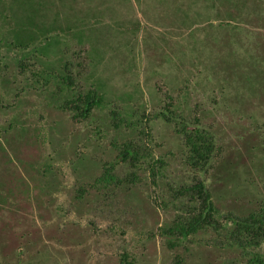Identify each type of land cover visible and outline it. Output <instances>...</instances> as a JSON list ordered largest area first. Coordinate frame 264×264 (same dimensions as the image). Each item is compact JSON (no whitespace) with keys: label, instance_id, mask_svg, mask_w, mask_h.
Instances as JSON below:
<instances>
[{"label":"rangeland","instance_id":"rangeland-1","mask_svg":"<svg viewBox=\"0 0 264 264\" xmlns=\"http://www.w3.org/2000/svg\"><path fill=\"white\" fill-rule=\"evenodd\" d=\"M23 1L0 0V14ZM37 2L57 44L25 73L14 54L0 64V264H117L123 253L168 264L158 230L178 214L175 190L198 182L220 222L257 209L264 0ZM65 64L76 91L105 96L89 119L74 120L55 96L61 85L48 74L59 78ZM194 128L216 147L204 170L187 161L183 133ZM129 143L139 165L122 163ZM104 171L117 181L102 183ZM202 238L195 262L224 264L220 238Z\"/></svg>","mask_w":264,"mask_h":264},{"label":"trees","instance_id":"trees-1","mask_svg":"<svg viewBox=\"0 0 264 264\" xmlns=\"http://www.w3.org/2000/svg\"><path fill=\"white\" fill-rule=\"evenodd\" d=\"M262 2L263 0H254L257 7ZM11 13L12 15L9 16ZM11 13L0 14V23L5 26H0V64L2 57L6 58L14 54L19 57L20 72L25 73L30 70V60L44 64L43 61H38L39 56H42L46 49L57 44L59 32L57 33L51 26H45L44 14L48 16V13L45 12V6L37 0H24L16 9H11ZM50 71L48 78L58 80L57 83L61 85L56 89L55 96L65 98L63 108L73 112L74 120L89 119L94 108L106 105L105 96L98 94L95 90L90 89L86 93L76 91L75 79L67 64L61 71L64 75L59 78L53 73L55 71ZM36 77L40 76L34 75V78ZM209 138L206 140L203 136H198L197 140H193L191 136L186 137L187 145L194 156L192 161L197 165L206 163L210 167L214 162L212 155L216 147L214 141ZM134 153L137 151L134 150ZM120 156L126 157L125 152L120 150ZM133 158L137 160L136 155H133ZM150 177L156 179L154 174ZM100 181L102 183L116 182L117 178L104 171ZM199 186L181 187L175 190L178 214L158 230L168 264H197L195 259L196 251L200 246L199 239H203L202 237L208 234L215 239L219 237L224 248L230 250L222 257L224 264H264L262 250L264 200L251 214L242 217L230 214L220 222L216 219L217 212L213 206L211 193L202 182H199ZM117 264H136V261L129 253H123L119 256Z\"/></svg>","mask_w":264,"mask_h":264},{"label":"flooded vegetation","instance_id":"flooded-vegetation-1","mask_svg":"<svg viewBox=\"0 0 264 264\" xmlns=\"http://www.w3.org/2000/svg\"><path fill=\"white\" fill-rule=\"evenodd\" d=\"M164 118H165V120L167 121V122H172V118H170V117H166V116H164ZM184 132V131H183ZM144 135H146L145 133H143ZM184 138H185V143H184V146H185V148H187V161H192V158H194V156H193V154L190 152V147L187 145V140H186V137L187 136H191V138L193 139V140H197L198 139V136H203L206 140H208V138L210 137V135L206 132V131H204V130H202V129H199V128H194V129H190V131H188V130H186L184 133ZM213 141H214V139L212 138V137H210ZM209 138V139H210ZM140 140H142L141 139V137L139 138ZM204 141H202V143H203ZM139 147V145L137 146V145H135V144H131V143H129V144H124L123 145V149L121 150V152L122 151H124L125 152V154H126V157L125 156H121V160H122V163H127L128 161H131V164H133V160H134V158H133V155H136V165H139L140 164V161H139V151H137V148ZM128 149H131V150H128ZM132 149H134L135 151H137V153H134V150H132ZM132 156V157H131ZM196 159V158H195ZM161 161H159L158 160V162H157V165L160 163ZM194 164H196L195 162H194ZM144 166H146L147 167V170H148V172L150 173V175H155V177L157 178L158 177V172H157V169H156V163H153V164H149V163H147V165L146 164H144ZM196 168H199L200 170H204L205 169V167H207V164L206 163H203V164H200V165H197L196 164V166H195ZM159 169V168H158ZM203 183V182H202ZM204 184V183H203ZM191 186H195V187H200L199 186V182L198 183H196V184H194V185H191ZM191 186H186V187H191ZM205 186V185H204ZM180 189V188H179Z\"/></svg>","mask_w":264,"mask_h":264}]
</instances>
